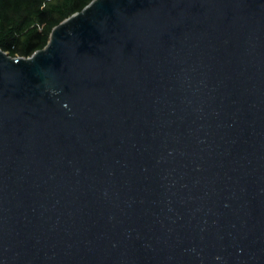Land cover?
I'll use <instances>...</instances> for the list:
<instances>
[{"label": "water", "instance_id": "water-1", "mask_svg": "<svg viewBox=\"0 0 264 264\" xmlns=\"http://www.w3.org/2000/svg\"><path fill=\"white\" fill-rule=\"evenodd\" d=\"M0 264H264V0H93L0 48Z\"/></svg>", "mask_w": 264, "mask_h": 264}, {"label": "trees", "instance_id": "trees-1", "mask_svg": "<svg viewBox=\"0 0 264 264\" xmlns=\"http://www.w3.org/2000/svg\"><path fill=\"white\" fill-rule=\"evenodd\" d=\"M93 0H0V48L31 56L44 48L55 26Z\"/></svg>", "mask_w": 264, "mask_h": 264}]
</instances>
